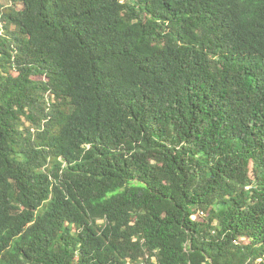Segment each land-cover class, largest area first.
<instances>
[{
	"label": "trees",
	"instance_id": "1",
	"mask_svg": "<svg viewBox=\"0 0 264 264\" xmlns=\"http://www.w3.org/2000/svg\"><path fill=\"white\" fill-rule=\"evenodd\" d=\"M0 264H264V0H3Z\"/></svg>",
	"mask_w": 264,
	"mask_h": 264
},
{
	"label": "rangeland",
	"instance_id": "2",
	"mask_svg": "<svg viewBox=\"0 0 264 264\" xmlns=\"http://www.w3.org/2000/svg\"><path fill=\"white\" fill-rule=\"evenodd\" d=\"M0 3H6L7 4V2H5V1H3V0H0ZM0 27H2L1 25H0Z\"/></svg>",
	"mask_w": 264,
	"mask_h": 264
}]
</instances>
